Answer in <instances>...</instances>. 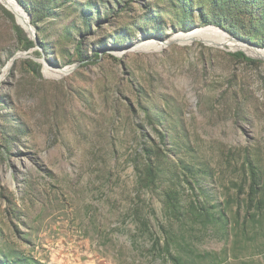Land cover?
I'll return each mask as SVG.
<instances>
[{
	"label": "rangeland",
	"instance_id": "1",
	"mask_svg": "<svg viewBox=\"0 0 264 264\" xmlns=\"http://www.w3.org/2000/svg\"><path fill=\"white\" fill-rule=\"evenodd\" d=\"M21 1L29 50L0 1V264H264V56L219 45L235 40L209 0H44L36 20ZM168 192L227 224L174 214Z\"/></svg>",
	"mask_w": 264,
	"mask_h": 264
},
{
	"label": "trees",
	"instance_id": "2",
	"mask_svg": "<svg viewBox=\"0 0 264 264\" xmlns=\"http://www.w3.org/2000/svg\"><path fill=\"white\" fill-rule=\"evenodd\" d=\"M22 4L23 1L19 0ZM54 0H49V4ZM211 2V15L207 12L206 15H202V19L208 24H215L227 30L230 34L236 38L243 39L247 42L254 44L255 39H253L252 34L255 33V29H250L249 24L254 27H263L264 28V0H209ZM29 2V1H28ZM33 8L31 13L33 14L34 20L38 15V12L42 10V5L45 6L44 0H33ZM204 11V7H201ZM258 11V12H257ZM14 14V13H13ZM42 16H45V13H42ZM17 17V15H16ZM18 20V17H17ZM19 22V20H18ZM36 25V22L34 23ZM16 35L23 44L24 50H29L35 47V42L28 37L25 31L21 27H16ZM262 42V41H261ZM264 42V41H263ZM262 42V43H263ZM256 45V44H255ZM80 50V45H79ZM248 55V54H247ZM236 57L245 59L249 62H255L246 57L242 52L235 54ZM249 56V55H248ZM100 58V55L97 56ZM27 65L29 71L41 75L40 64L34 60H27ZM140 156L139 161H136V169L139 175V185L142 189H153L157 187V182L161 177L162 168L161 161H158V157H155V147L153 145L143 146V149L138 154ZM253 181L258 183V187L263 188L264 186L259 184L258 178L253 174ZM256 186L251 188V193H254ZM168 209L171 210L176 215L184 216L192 215L196 218H204V221L207 223L215 222L217 224L225 225L227 224L225 214L222 211L218 212V215H213L207 207L205 209L198 207L196 204L191 208L186 209L181 205L180 200L177 198L176 193L168 192ZM205 210L200 213L198 210ZM183 212V213H182ZM166 251L171 254V245L166 244ZM177 264H181L180 260H175ZM13 264H19L18 261H13Z\"/></svg>",
	"mask_w": 264,
	"mask_h": 264
},
{
	"label": "bare ground",
	"instance_id": "3",
	"mask_svg": "<svg viewBox=\"0 0 264 264\" xmlns=\"http://www.w3.org/2000/svg\"><path fill=\"white\" fill-rule=\"evenodd\" d=\"M0 1H3L5 3H8L14 10H12L9 6L5 5L12 13H14V15L23 21V23H26V25L29 27L27 28V26H24L22 25V27L27 30V32L29 34H31V31H32V27L30 25V22H29V18L26 16L25 12L23 11V9L16 3L15 0H0ZM193 38H195V36H192V38L190 36H180V39H183V41H191L193 40ZM222 39V42L219 44V45H225V44H229V45H232L233 47H241V51L244 52V53H252L254 55H262L264 56V50H257L256 48L255 49H252L253 47H248L246 44L242 43V42H239V41H235L236 44H238V46L235 44V42H231V41H228L226 38H221ZM180 42H182L180 40ZM226 45V46H227ZM154 46L152 44H147L146 45V48L148 49H151L153 48ZM66 71V70H65ZM46 74L47 76H51V74L46 70ZM55 74V73H54Z\"/></svg>",
	"mask_w": 264,
	"mask_h": 264
},
{
	"label": "water",
	"instance_id": "4",
	"mask_svg": "<svg viewBox=\"0 0 264 264\" xmlns=\"http://www.w3.org/2000/svg\"><path fill=\"white\" fill-rule=\"evenodd\" d=\"M16 1V3L23 9V11L27 14V16H28V18H29V22H30V25H31V27H32V33L31 34H29L28 32H27V30H25L22 26V29L25 31V33L27 34V35H29L28 37L30 38V39H33V37H35L36 35H35V33H34V28H33V26H32V23H31V14L29 13V12H26V7H25V5L24 4H22L19 0H15ZM219 29H222L221 27H219ZM231 35V34H230ZM232 37H231V39H233V40H235V41H239V42H242V43H244V44H246L248 47H253V48H256L257 49V45H254V44H252V43H250V42H247V41H245V40H243V39H239V38H236V37H234L233 35H231ZM246 54V53H245ZM247 55V54H246ZM248 56V55H247ZM250 57V56H249ZM19 58H33V56L31 55V53L30 52H22V53H18V54H16L12 59H11V61L9 62V64L7 65V67H6V69H5V71L4 72H6L15 62H16V60L17 59H19ZM261 58V57H260ZM34 59V58H33ZM261 59H264V58H261ZM75 67L76 66H74V67H72V68H70V69H66V72L68 73V72H71V71H73L74 69H75ZM4 75V74H3Z\"/></svg>",
	"mask_w": 264,
	"mask_h": 264
}]
</instances>
